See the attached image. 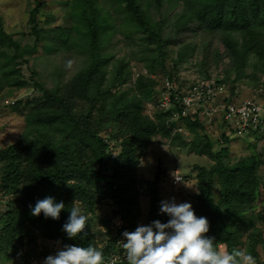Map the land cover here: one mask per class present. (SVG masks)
<instances>
[{
    "label": "trees",
    "instance_id": "trees-1",
    "mask_svg": "<svg viewBox=\"0 0 264 264\" xmlns=\"http://www.w3.org/2000/svg\"><path fill=\"white\" fill-rule=\"evenodd\" d=\"M46 2L32 0L26 21L30 31L25 32L34 37L31 43L21 44L7 30L0 12V78L5 84L0 90V112L11 107L24 119L19 137L0 149L2 264H30L32 255H45L65 244L89 243L102 250L104 264H126L121 233L138 225L141 194L150 195L151 221L169 218L158 210L161 181L167 178V185L168 180L174 184L168 169L158 168L154 177L144 181L146 191H140L143 158L155 140L163 144L165 138L169 146L193 145L215 161L209 167L195 165L199 191L194 209L198 216L207 217V234L215 236L214 246L220 250L224 245L226 252L242 249L256 264H264L259 249H264V150H253L236 162L226 161L231 138L241 134L228 132L221 113L217 115L220 138L203 134L197 140L184 139L189 125L204 129V123L200 112L182 113L185 89L194 83L181 81L177 73L196 49L187 36L201 32L203 62L229 64L225 76L215 79L217 86L229 88L225 102L236 97L237 82L241 83L251 64L264 75V0H59L70 26L54 28H46L40 17ZM165 2L181 7L171 29H167L166 14L158 17ZM152 6L157 10L152 12ZM117 31L138 43L143 59L156 63L139 73L131 91L123 87L133 74L130 61L121 57L110 67L115 54L105 50ZM177 43L174 65L169 68L171 46ZM40 47L50 53L60 49L73 56L77 53L83 57L82 66L65 81L48 86L35 66ZM24 64L31 70L27 77ZM156 68L175 83L180 81L172 94L174 106L168 110L160 102L164 80L152 76ZM28 86L33 96L8 99L14 90ZM148 102L156 106L154 116L146 111ZM258 136L263 139L264 134ZM45 195L65 203L58 219L30 213L29 205ZM73 204L88 217L83 240L69 238L62 230ZM96 219L104 226L100 241L93 230ZM115 255L119 257L114 260Z\"/></svg>",
    "mask_w": 264,
    "mask_h": 264
},
{
    "label": "rangeland",
    "instance_id": "rangeland-1",
    "mask_svg": "<svg viewBox=\"0 0 264 264\" xmlns=\"http://www.w3.org/2000/svg\"><path fill=\"white\" fill-rule=\"evenodd\" d=\"M59 0H47L46 4L41 9V19L46 28H54L59 24L64 26H70V20L66 16V9L63 8ZM34 6L32 0H0V12L4 17L5 25L7 30L11 32L15 38L19 39L21 44L33 42L34 37L29 33L26 35L25 32L30 31V28L26 24L29 10ZM150 10L153 12L157 10L154 6L150 7ZM181 7H173L172 4L165 2L161 11L158 14V17H161V14H166L168 17L167 29H171L173 22L175 21L174 14L176 11H180ZM28 28V29H27ZM187 42H192L196 46L194 51H190L187 59L183 61L178 66L177 73L179 74L180 80H191L192 83H207L212 87H216L215 79L225 76V69L229 67V64L226 61L221 62L217 65L212 59L205 60L204 58V47H203V38L201 32L190 33L187 38ZM214 45L222 49L223 45L217 41L214 42ZM180 43L173 44L171 46L172 50L170 51V57L167 60V65L171 68L174 65L173 59L177 55L178 48ZM107 52L114 53L115 58L113 59L110 67H113L116 59L125 57L126 60L130 61L132 68V77L129 82H126L123 86L124 88H129L131 91L132 86L134 85V80L137 78L139 73L145 72L149 69H152L156 66V63L152 60L143 59L140 52V46L138 43L132 41L130 38H126L121 32H116L113 34L112 39L107 43L106 49ZM210 55H213L212 50ZM38 59L36 61V68L40 70L41 79L45 81V84L48 86L56 85L57 83L65 81L68 77L76 73L79 68L82 66L83 57L76 53L71 55L70 52L60 49L57 52H47L40 47L39 51L36 53ZM209 66H208V64ZM247 74H245L241 79V83L237 82V87L234 92V95L240 99L245 98H255L257 100L264 99V75L256 68L255 65L251 64L247 68ZM23 73L25 77L29 76L31 70L29 67L23 65ZM210 74V77H207ZM232 77L235 75L232 71ZM152 76L163 80L166 77V74L161 70V68H156V71L152 73ZM257 76V77H255ZM2 79L0 78V90L4 87ZM229 87L230 85L227 84ZM228 87H224L221 90H217L213 93L214 98L210 100L209 103L205 104L203 114L204 129L202 127L197 128L196 125L188 126L186 133H184V139L186 140H197L202 137L203 134H209L211 137L220 138L222 135V128H220L218 122L212 121L211 113L208 115L205 113L206 110L211 111L212 108H215V103L220 102L219 97L224 98L226 94H229L230 91ZM14 95L8 97V99L26 98L28 96H33V88L31 86L24 87L20 90H14ZM4 102H7L4 100ZM11 102V101H10ZM197 105V104H195ZM5 108V107H4ZM195 107H193L194 109ZM146 111L149 112L152 116L155 115L156 106L153 102L147 103ZM216 114V113H214ZM201 115V113H200ZM208 116V117H207ZM187 121V120H184ZM24 126L23 115L14 110L11 107H6L0 112V149L14 142L18 137L19 133L22 131ZM201 129V130H200ZM228 132L231 134L228 130ZM258 133V134H257ZM256 134H245L241 136L233 135L231 142L229 143V151L224 155L226 161L236 162L241 157L250 154L253 150H264V137L261 139L258 135L262 134L257 132ZM157 139V138H156ZM163 139V138H162ZM164 143L160 144L157 140L154 141V144L150 147L148 155L143 158L142 161V175L143 183L140 185V191H146L145 180L154 177L155 173L160 169H168L169 175L168 178L173 179V186L169 183L167 185V178L161 181L162 191L161 196L158 202V210L160 207V202L162 200L175 199L176 202L190 201L191 206L195 209L196 206V194L199 191V184L197 178V168L195 165H204L209 167L215 161L213 158H210L208 155L202 153L201 150L195 148L193 145L188 146H169V141L165 138ZM258 142V143H257ZM225 145V143L223 142ZM254 144H256L254 146ZM170 148L168 153L165 148ZM176 166L171 168V166ZM178 172V173H177ZM175 175L181 176L179 180L175 179ZM264 178V174L262 175ZM166 179V180H165ZM188 185V186H185ZM217 198V194L215 196ZM142 213L139 215L138 224H147L151 221L149 210L150 205V195L148 193L141 194L139 198ZM113 205V204H112ZM112 205H110L111 209ZM107 206V205H106ZM104 207V213L107 208ZM111 211V210H110ZM112 213V211H111ZM103 214V213H102ZM116 224H120L118 218L114 219ZM264 235V225L261 224ZM104 226L99 220H94L93 230H97V239L98 241L102 240L101 238L104 235L100 232L103 231ZM102 242H99L101 244ZM43 244V243H42ZM54 246H57L54 244ZM260 248L261 259L264 258V249ZM220 251H225V246L221 245ZM11 264V262H8ZM14 264V263H12Z\"/></svg>",
    "mask_w": 264,
    "mask_h": 264
},
{
    "label": "clouds",
    "instance_id": "clouds-1",
    "mask_svg": "<svg viewBox=\"0 0 264 264\" xmlns=\"http://www.w3.org/2000/svg\"><path fill=\"white\" fill-rule=\"evenodd\" d=\"M29 207L32 215L42 213L46 218L58 219L65 203L45 195ZM159 211L169 218L164 222L153 219L121 233L126 264H256L255 258L242 249L233 247L231 252H222L216 248L215 236L207 234V217L198 216L190 201L162 200ZM87 220L81 208L73 204L62 230L69 238L83 240ZM104 259L102 250L91 243L65 244L45 256L42 264H104Z\"/></svg>",
    "mask_w": 264,
    "mask_h": 264
},
{
    "label": "built area",
    "instance_id": "built-area-1",
    "mask_svg": "<svg viewBox=\"0 0 264 264\" xmlns=\"http://www.w3.org/2000/svg\"><path fill=\"white\" fill-rule=\"evenodd\" d=\"M163 80L164 87H166V89L163 91V95L160 97V102L162 107H165V109L168 110V108L174 106L172 94L178 90L180 81H178L179 83H175L168 76L164 77ZM215 86L216 87H212L211 85H207V83H197L193 84V86L189 88H186V93H184L182 103L180 104V107H182V113L192 114L200 112L201 115L200 113L199 115L202 116L205 104L209 103L210 100L215 96L213 93L218 89L221 90L224 88L223 86ZM229 95L230 93L226 94L224 98L219 97L220 102L217 104L215 103V108H212L211 111H209L210 109L205 111L207 115L208 113L212 114L211 116L214 117L212 121L218 122L217 115L221 113L223 118H225V120L228 122L229 126L227 127V130L229 131L234 130V132L241 135L252 132H260L264 134V99L260 101L255 98L240 99L235 97L232 101L225 102L224 100ZM193 107L195 108L193 109ZM203 116H205V114H203ZM180 178L181 176L175 175V179L179 180ZM27 248V246H24V250H27ZM56 250L41 256H30V264H42L43 258L54 253ZM117 257L119 256L115 255L114 260ZM17 260L21 259L17 257ZM110 263H113V260H111ZM0 264H2L1 260Z\"/></svg>",
    "mask_w": 264,
    "mask_h": 264
}]
</instances>
